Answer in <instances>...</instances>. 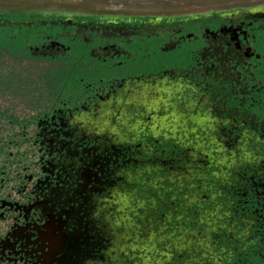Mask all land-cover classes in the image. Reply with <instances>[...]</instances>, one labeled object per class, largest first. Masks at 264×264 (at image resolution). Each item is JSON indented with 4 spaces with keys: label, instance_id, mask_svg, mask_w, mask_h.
<instances>
[{
    "label": "flooded vegetation",
    "instance_id": "flooded-vegetation-1",
    "mask_svg": "<svg viewBox=\"0 0 264 264\" xmlns=\"http://www.w3.org/2000/svg\"><path fill=\"white\" fill-rule=\"evenodd\" d=\"M109 34L28 46L98 66L10 121L0 264H264V7Z\"/></svg>",
    "mask_w": 264,
    "mask_h": 264
},
{
    "label": "rangeland",
    "instance_id": "rangeland-1",
    "mask_svg": "<svg viewBox=\"0 0 264 264\" xmlns=\"http://www.w3.org/2000/svg\"><path fill=\"white\" fill-rule=\"evenodd\" d=\"M257 7H264V0H0V159L13 150L6 147L10 130L14 134L17 128L11 120L17 125L26 113L41 108L44 96L64 91L63 82H69V90V77L87 76L91 66L97 70L90 47L81 41L64 39L71 47L67 57L32 54L28 46L41 44L44 36L75 30L108 35L137 28L165 31L186 19ZM155 45L147 40L128 46L141 69L167 61L166 47L160 51Z\"/></svg>",
    "mask_w": 264,
    "mask_h": 264
}]
</instances>
